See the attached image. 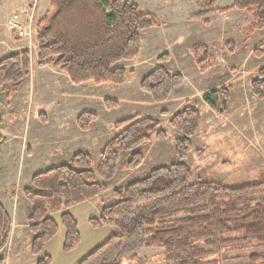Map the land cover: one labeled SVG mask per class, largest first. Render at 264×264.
<instances>
[{
  "label": "trees",
  "instance_id": "obj_1",
  "mask_svg": "<svg viewBox=\"0 0 264 264\" xmlns=\"http://www.w3.org/2000/svg\"><path fill=\"white\" fill-rule=\"evenodd\" d=\"M233 1L230 7L217 9L218 0H192L198 9L192 19L208 27V15L231 10L253 12L250 31L264 30V0ZM161 26L158 16L144 13L128 0H52L50 10L34 31L38 67L52 66L74 85H123L131 71L117 65L138 59L143 45L141 33ZM192 49L200 72H208L215 64H209V49L202 44ZM252 56L264 57V43ZM167 60L168 55L164 54L157 62L163 64ZM31 71L27 49L0 56V88L8 84L21 86ZM183 85L181 74L158 67L143 78L140 86L153 101L162 104ZM251 89L256 98H264V66ZM230 97L228 87L211 90L204 102L222 115ZM105 104L107 109L119 106L112 100ZM168 115L167 111L161 113L162 117ZM97 118L91 112L81 114L77 120L80 130H90ZM169 119L171 128L182 133L174 150L177 163L157 167L145 179L112 190L116 203L103 207L101 217L91 218L89 224L95 229L115 228L118 233L110 235L78 264H123L126 260L142 264L140 254L149 249L163 251L165 264H218L220 253L252 244L263 252L253 253L250 264H264V172L259 182L238 187L219 181L193 182L192 169L186 162L193 150L191 139L200 131L201 113L189 106ZM3 123L0 112V131ZM114 129L117 135L106 144L96 167L90 154L78 152L69 163L35 174L31 187L24 189L32 206L28 215L33 235L30 252L38 259L37 264H53L44 250L61 227L65 253L74 251L82 242L78 222L68 210L107 192V183L118 172L122 152L131 154L123 167L134 171L145 160L140 147L153 139L165 141L168 136V131L161 129V121L139 116L117 122ZM55 212H62L59 222L50 216ZM12 225L0 200V253L10 244ZM0 264H4L2 259Z\"/></svg>",
  "mask_w": 264,
  "mask_h": 264
},
{
  "label": "rangeland",
  "instance_id": "obj_2",
  "mask_svg": "<svg viewBox=\"0 0 264 264\" xmlns=\"http://www.w3.org/2000/svg\"><path fill=\"white\" fill-rule=\"evenodd\" d=\"M34 1L42 9L50 0H0L1 57L26 49L27 44L11 30L8 17L23 2H31V7H36ZM140 1L152 4L158 11L159 20L167 28L158 31L155 38L152 37L153 31L141 33L144 42L141 58L120 62L121 66L131 71L125 84L95 86L92 82H85L74 85L64 73L52 66L46 69L38 67L36 44L35 50L29 51L30 76L21 86L8 84L0 88V112L4 122L0 131V200L12 215L14 227L25 223L24 215L32 207L23 191L31 187V178L35 174L69 163L78 152L90 154L94 159L93 167H96L106 144L117 135L115 124L135 116L161 121V129L168 131L167 139H153L140 147L145 160L134 171L123 167L131 154L122 152L118 172L107 183L110 188L105 198H109L113 188L145 179L157 167L177 163L174 150L182 133L171 128L169 118L189 106L198 109L202 118L199 133L191 139L193 150L186 162L192 169L193 182L219 181L238 187L260 181L264 172V98H256L251 86L264 66V57L252 56V52L264 43V30L250 31L254 13L231 10L208 15L205 17L209 21L207 27L200 20L192 19L198 9L191 0H160L167 7L158 1ZM219 1L217 9L230 7L234 2ZM41 19L38 15L36 24ZM151 39L154 40L153 52L148 56L147 46ZM198 44L209 49V64L215 63L206 73L200 72L192 54V48ZM164 54L168 55V60L163 64L157 62ZM158 67L166 68L172 74L179 73L186 80V85L175 90L171 98L162 104L153 101L140 86L143 78ZM227 87L231 93L228 109L219 115L204 102V96L211 90ZM108 100L118 102V108L107 109L105 102ZM166 111L169 115L162 117L161 113ZM85 112L94 113L98 118L90 130L83 132L77 120ZM80 210L75 208L72 211L85 236L87 229L95 228ZM27 229L29 235L25 230L26 235L32 237L29 225ZM59 232L56 241L61 239L64 229L61 227ZM85 245L80 244L75 251L68 253L59 248L53 254L55 264H60L61 259L64 262L68 257L74 259L72 263H78L82 256L78 254ZM30 248L26 243L18 246L10 241L0 253V259L4 264H37L38 259L32 256ZM262 252L263 249L255 244L222 252L217 257L218 264H250V256ZM164 257L163 251L155 249L140 254L142 264H165ZM217 258L212 259L218 261ZM123 264L141 263L126 260Z\"/></svg>",
  "mask_w": 264,
  "mask_h": 264
},
{
  "label": "crops",
  "instance_id": "obj_3",
  "mask_svg": "<svg viewBox=\"0 0 264 264\" xmlns=\"http://www.w3.org/2000/svg\"><path fill=\"white\" fill-rule=\"evenodd\" d=\"M51 1L52 0H50L49 2H46L43 6H42V9H40L39 7H38V5H37V2H35L34 1V4L36 5V7H35V9H36V17H38V15H40V18H44L45 17V15L47 14V12L50 10V3H51ZM132 2H133V4L134 5H137V6H139L140 7V9L144 12V13H148V14H154V15H156V16H158V11H157V9L156 8H154L153 6H152V4H150V5H148V4H146V3H144V2H141L140 0H131ZM150 1V0H149ZM151 1H158V2H162L163 4H165V6L167 7V4L164 2V1H160V0H151ZM166 2H173V0H165ZM192 1V0H191ZM130 2V1H129ZM218 2H220L219 0H218ZM48 3V4H47ZM219 4V3H218ZM31 5H32V3L31 2H23L22 4H20V5H18L16 8H14L13 10V13L12 14H14L15 13V11L16 12H19V11H21L22 9H23V7H31ZM195 15V14H194ZM11 16L12 15H10L8 18L10 19L11 18ZM159 17V19H160V16H158ZM7 18V19H8ZM190 18V17H189ZM6 19V20H7ZM189 21H192V20H190V19H188ZM196 21V20H195ZM162 23V22H161ZM165 28H167L166 27V24H163L162 23V26L161 27H159V28H151L150 29V32L151 31H153V38H155L156 37V35L159 33L158 31H162L163 29H165ZM153 39H151V41H149V46H147V47H149L148 48V53H147V55L148 56H150L151 54H152V52H153V50H152V47H153ZM169 47H171V46H169ZM144 49V42H143V45H142V50ZM141 50V51H142ZM159 51V50H158ZM142 54V53H141ZM143 55V54H142ZM141 55V56H142ZM145 56V57H148V56ZM141 56H140V58H141ZM37 63H39L38 61H37ZM121 63H119L118 65H117V67L118 66H121L120 65ZM121 67H123V66H121ZM46 69V68H45ZM166 69V68H165ZM186 83V80L184 81V84ZM186 85V84H185ZM184 85V86H185ZM110 188V187H109ZM114 189V188H113ZM109 192H105V193H102V194H100V196H98V197H96V198H94V199H91V200H89V201H86V202H84V203H82V204H78V205H76V206H73V207H71L68 211L72 214V215H74V213H73V209H75V208H80L81 210H82V212L85 214V215H87V217H86V219H87V222H89L90 221V219L91 218H100L101 217V211H102V209H103V207H105V206H109V205H112V204H114V203H116L115 201V199L113 198V196H112V193H110V195H109V198L107 199V197L105 198L104 196H107V195H105V194H108ZM3 202V201H2ZM31 208L32 207H30L29 208V210H28V213H25V223L23 222V224H21V227L19 226V227H17L18 225H16V227H14V225H13V232H12V234H11V238H10V241H12L14 244H16V245H18V246H22L23 244H27L28 246H29V248H30V246H31V243H32V241H33V236L32 237H30V236H27V235H29V231H28V225H27V219H28V215H29V213H30V211H31ZM80 210V211H81ZM10 213V212H9ZM55 213H57L58 214V216H54V214ZM55 213H52L50 216H52L54 219H56L58 222L60 221V215L62 214V212H55ZM10 216H11V218H12V215L10 214ZM74 217L76 218V220H77V222H78V225H79V227H80V223H79V221H78V219H77V216L76 215H74ZM25 230L28 232V234L26 235V233H25ZM80 231H81V236H82V242L80 243L81 245H83L84 243H86V245L82 248V249H80L81 250V252H80V254H78V256H80V255H82L81 257H80V259L79 260H81V259H83L84 257H86L87 255H89L93 250H95V248H97V247H92L94 244H96L97 242H101L102 240H103V242L102 243H104L108 238H109V236L110 235H112V234H114V233H118V230L117 229H115V228H111V227H103L102 229H95V230H86V235L84 236V234H83V232H82V230L80 229ZM60 233V232H59ZM58 233V234H59ZM58 236V235H57ZM56 236V237H57ZM57 239L55 238V240H53V241H51V242H49L46 246H45V253H47V254H49L51 257H52V259H53V264H55V262H54V258H53V254L54 253H57L58 252V250H59V248H62V246H63V243H64V233H63V235H62V237H61V239L59 238L58 239V241H56ZM25 241V242H24ZM79 244V245H80ZM102 245V244H101ZM100 246V245H99ZM91 247V248H90ZM90 249V250H89ZM74 251H75V249H74ZM73 252V251H72ZM65 259V258H64ZM62 261H59V262H61L60 264H74V263H72V262H74L73 260V258H71V257H68L67 259H65V261L63 262V259H61ZM80 262V261H79ZM78 262V263H79ZM78 263H75V264H78Z\"/></svg>",
  "mask_w": 264,
  "mask_h": 264
},
{
  "label": "built area",
  "instance_id": "obj_4",
  "mask_svg": "<svg viewBox=\"0 0 264 264\" xmlns=\"http://www.w3.org/2000/svg\"><path fill=\"white\" fill-rule=\"evenodd\" d=\"M36 9L35 7H23L19 12L12 15L9 20L10 28L17 34V37L26 45V49L33 52L36 48L34 35L36 28Z\"/></svg>",
  "mask_w": 264,
  "mask_h": 264
}]
</instances>
